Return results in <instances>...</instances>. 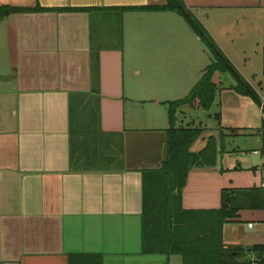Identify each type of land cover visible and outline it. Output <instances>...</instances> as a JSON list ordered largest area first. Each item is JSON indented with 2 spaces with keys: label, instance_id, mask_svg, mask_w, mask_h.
Instances as JSON below:
<instances>
[{
  "label": "crops",
  "instance_id": "obj_1",
  "mask_svg": "<svg viewBox=\"0 0 264 264\" xmlns=\"http://www.w3.org/2000/svg\"><path fill=\"white\" fill-rule=\"evenodd\" d=\"M183 3L224 51L264 45V0ZM166 5L0 0L19 10L0 17V264H170L173 256L143 250L144 174L165 157L170 103L214 56ZM218 76L213 126L193 122L211 111L198 102L177 108L176 127L192 118L187 125L204 129L194 152L218 150L215 167L189 173L187 210H217L223 191L264 185L262 171L221 153L224 136L258 135L264 111ZM224 241L229 250L264 245V209L240 210ZM245 254L238 264H262Z\"/></svg>",
  "mask_w": 264,
  "mask_h": 264
},
{
  "label": "trees",
  "instance_id": "obj_2",
  "mask_svg": "<svg viewBox=\"0 0 264 264\" xmlns=\"http://www.w3.org/2000/svg\"><path fill=\"white\" fill-rule=\"evenodd\" d=\"M166 1L167 5L162 9L183 16L208 47L214 61L205 69L186 98L169 105L171 127L167 132L165 157L161 166L146 171L143 179V250L145 254H162L168 257L179 255L183 264H238L236 257L241 252H248L255 253L260 263L264 264V245L229 250L224 241L225 225L237 218L240 210L264 209V187L225 190L222 194V206L217 210H187L183 207V191L189 173L195 168L215 167L218 163V150L215 143L209 144L202 152L191 150L204 129L189 125L176 127L177 108L182 105L192 106L198 102L201 110L210 111L220 90V86L213 80L214 76L217 72H226L230 63L183 0ZM15 11L19 10L0 9V17ZM236 77L239 82L237 92L254 96L258 100L252 86L240 75ZM258 134L262 138L264 155V122Z\"/></svg>",
  "mask_w": 264,
  "mask_h": 264
},
{
  "label": "rangeland",
  "instance_id": "obj_3",
  "mask_svg": "<svg viewBox=\"0 0 264 264\" xmlns=\"http://www.w3.org/2000/svg\"><path fill=\"white\" fill-rule=\"evenodd\" d=\"M201 24L203 25L205 30L208 31L206 26L203 23ZM235 28L239 29V31H236V33H238L239 35L240 31H242V28L240 26H235ZM236 35L237 34H234V36ZM251 43L254 44L252 45L251 48L242 49V47H240V44L236 42L233 45L234 47H236V49L229 51L228 50L224 51V49L217 44L221 49V51L226 55L230 63V68H228L226 72H221V73L217 72L216 81L218 82L219 74H225L224 76L225 79H223L224 81L222 80L220 84H222L223 86H231V84L234 83V81L236 84H239L238 78L236 76L240 75V77L245 79L246 82L254 88L259 101L254 96H248V97L257 104V107L261 111H264L261 109V105H260V103L264 105V73H263L264 45H258L255 39ZM228 77L232 78L234 81H230ZM215 107L216 104H214L210 113L206 115L203 113L202 114L204 115L203 117L201 116L199 118H194L195 121L193 122H195V125H200L202 123L207 126H211V125L213 126L214 123L216 122L215 119H217ZM192 120H193L192 118H189L186 121V123L189 124L192 122ZM262 149H263L262 138L261 135L259 134L258 135L230 134L224 136L221 140L222 155L226 154V152H231L235 155V157H240L239 162L242 163L244 166H249L252 169H258L260 172L262 171V166L264 164V155L262 153ZM243 254L245 256V259H249V256L247 254L241 252V254L236 257V260L238 258H241ZM170 264H183L182 257L179 255L173 256L171 258Z\"/></svg>",
  "mask_w": 264,
  "mask_h": 264
},
{
  "label": "water",
  "instance_id": "obj_4",
  "mask_svg": "<svg viewBox=\"0 0 264 264\" xmlns=\"http://www.w3.org/2000/svg\"><path fill=\"white\" fill-rule=\"evenodd\" d=\"M203 137H204V135H201V137L199 138V140L198 141H201V140H203ZM198 143V142H197ZM219 143V142H218ZM193 152L195 151L194 150V147L191 149Z\"/></svg>",
  "mask_w": 264,
  "mask_h": 264
},
{
  "label": "built area",
  "instance_id": "obj_5",
  "mask_svg": "<svg viewBox=\"0 0 264 264\" xmlns=\"http://www.w3.org/2000/svg\"><path fill=\"white\" fill-rule=\"evenodd\" d=\"M256 153H258V152H256ZM262 172H263V174H264V164H263V166H262ZM264 184V183H263ZM263 187H264V185H263ZM252 227V226H251Z\"/></svg>",
  "mask_w": 264,
  "mask_h": 264
}]
</instances>
